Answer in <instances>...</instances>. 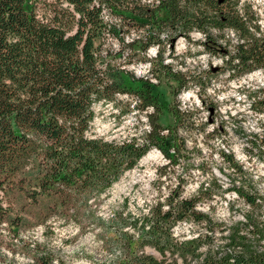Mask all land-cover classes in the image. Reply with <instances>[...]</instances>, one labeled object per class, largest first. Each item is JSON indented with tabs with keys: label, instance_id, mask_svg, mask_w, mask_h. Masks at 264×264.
I'll list each match as a JSON object with an SVG mask.
<instances>
[{
	"label": "trees",
	"instance_id": "obj_1",
	"mask_svg": "<svg viewBox=\"0 0 264 264\" xmlns=\"http://www.w3.org/2000/svg\"><path fill=\"white\" fill-rule=\"evenodd\" d=\"M43 1L50 12L46 16H39L30 0H0V264H21L8 256L17 249L29 259L25 264H58L50 249L20 237L31 218L45 226L55 218L90 217L87 208L93 199L134 168L152 146L168 162L159 168L160 175L183 156L179 133L192 120V111L175 100L162 101L159 83L147 78H134L135 88L122 86L118 74L101 64L97 40L102 35L120 40L118 51L128 48L131 63L134 58L149 61L145 54L151 45L161 52L164 33L172 43L197 30L204 38L201 45L208 53L221 54L222 69L231 77L264 67L257 19L241 11L239 0ZM106 12L114 21L105 19ZM132 25L140 34L125 42ZM228 30L236 42L225 37ZM160 69L175 82L170 90L175 99L189 80L167 63ZM120 92L136 97L148 119L147 130L120 142L89 136L95 107L114 101ZM166 112L173 121L164 125ZM222 157L229 167L240 169L231 154ZM232 189L251 210L229 227L197 209L201 195L182 197L173 189L147 215L133 219L139 229L136 238L127 232L115 237L125 247L123 264H177L178 258L181 264H264V219L253 216L264 198L242 186ZM15 201L30 219L13 213ZM185 221L203 224L206 231L174 236L173 227ZM4 225L11 233L8 241ZM217 230L224 239L220 246L214 245ZM146 245L162 257L139 254Z\"/></svg>",
	"mask_w": 264,
	"mask_h": 264
},
{
	"label": "rangeland",
	"instance_id": "obj_2",
	"mask_svg": "<svg viewBox=\"0 0 264 264\" xmlns=\"http://www.w3.org/2000/svg\"><path fill=\"white\" fill-rule=\"evenodd\" d=\"M30 1L35 4L39 16L50 13L43 0ZM239 6L247 17H256L260 28L258 35L264 38V0H239ZM105 14L106 20L114 21L108 12ZM128 29L125 42L140 34L134 25ZM225 37L232 43L237 40L229 30ZM166 38L164 33L165 45L161 52H157L156 45L149 46L145 54L149 61L134 58L131 63L132 58L126 56L129 49L124 47L120 53L118 50L123 44L110 34L102 35L97 45L101 64L118 74L122 86L135 88L134 78H147L159 83L157 90L162 101L175 100L180 108L192 111V120L179 133L184 148L178 163L168 166L167 172L160 175L159 168L168 162L162 152L152 146L134 168L126 170L105 193L93 199L87 208L90 217H81L77 221L55 218L43 226L34 218L30 219L20 203L15 201L12 205L14 214L30 219L29 227L21 231L20 237L50 249L60 260L58 264H123L125 247L122 240L115 237L127 232L136 238L139 229L131 224L133 219L147 215L150 207L157 201L164 202L173 189L180 190L182 197L201 195L197 209L222 227L242 221L251 210L232 186H242L243 190L256 192L264 198V67L238 78L231 77L222 69L221 54L208 53L201 45L204 38L199 31L190 32L188 38L179 35L172 43ZM161 63L184 73L185 81L189 80L175 99L170 91L176 86L175 82L163 75ZM137 102L134 95L120 92L114 101L97 105L95 119L87 134L115 142L139 138L148 128V119L137 107ZM162 116L164 125L173 121L167 112ZM223 153L231 154L240 169L236 171L229 167L223 160ZM262 205L261 210L253 211V216L264 219V203ZM6 227L2 226L8 241L11 233ZM203 231H206L203 224L190 221L172 229L178 238ZM214 238L215 246L224 244L218 230ZM13 243L19 244L17 240ZM141 252L162 257L148 245L138 250L139 254ZM8 256L21 264L29 262L19 249L13 256L8 252ZM181 263L178 258L177 264Z\"/></svg>",
	"mask_w": 264,
	"mask_h": 264
},
{
	"label": "bare ground",
	"instance_id": "obj_3",
	"mask_svg": "<svg viewBox=\"0 0 264 264\" xmlns=\"http://www.w3.org/2000/svg\"><path fill=\"white\" fill-rule=\"evenodd\" d=\"M148 158V155H146L145 157H144V159L143 160H145L146 161V159Z\"/></svg>",
	"mask_w": 264,
	"mask_h": 264
}]
</instances>
